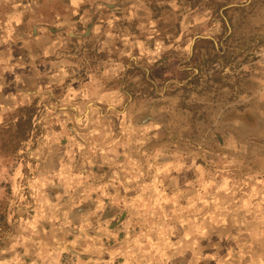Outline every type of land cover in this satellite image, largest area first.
Listing matches in <instances>:
<instances>
[{"label":"rangeland","instance_id":"rangeland-1","mask_svg":"<svg viewBox=\"0 0 264 264\" xmlns=\"http://www.w3.org/2000/svg\"><path fill=\"white\" fill-rule=\"evenodd\" d=\"M0 264H264V0H0Z\"/></svg>","mask_w":264,"mask_h":264}]
</instances>
